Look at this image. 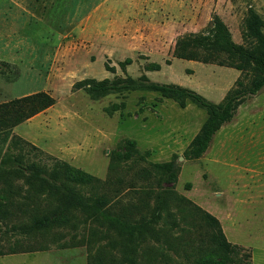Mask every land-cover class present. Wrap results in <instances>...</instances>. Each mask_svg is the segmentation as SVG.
<instances>
[{
	"label": "rangeland",
	"instance_id": "374dc122",
	"mask_svg": "<svg viewBox=\"0 0 264 264\" xmlns=\"http://www.w3.org/2000/svg\"><path fill=\"white\" fill-rule=\"evenodd\" d=\"M249 9L264 22V0H0V104L38 92L54 99L10 129L0 150L18 137L37 149L24 147L26 162L48 166L60 160L108 180L97 193L105 191L112 200L108 212L129 223L149 220L157 194L166 189L170 216L162 213L142 237L135 264H189L176 245L186 228L176 215L178 198L214 216L226 240L249 251L251 264H264V89L244 100L199 159L185 160L184 151L207 118L203 109L190 101L181 108L147 90L93 98L74 87L85 79L129 77L178 85L220 103L240 72L177 59L172 50L180 38L205 33L214 18L234 43L246 45ZM150 65L159 70H147ZM126 140L134 141L145 161L135 154L127 162L120 158ZM9 153L18 152L10 146ZM173 158L179 166L175 181L142 177L148 163ZM11 185L22 182L15 178ZM68 218L67 225L29 235L12 229L10 221L0 222L1 251L45 247L0 256V264H129L115 230L79 211Z\"/></svg>",
	"mask_w": 264,
	"mask_h": 264
},
{
	"label": "trees",
	"instance_id": "16d2710c",
	"mask_svg": "<svg viewBox=\"0 0 264 264\" xmlns=\"http://www.w3.org/2000/svg\"><path fill=\"white\" fill-rule=\"evenodd\" d=\"M244 21L246 45L234 43L226 26L218 18H214L205 33L190 34L180 38L172 50L173 57L177 59L230 67L240 72L235 86L220 103H212L178 85L135 81L129 77L114 81L85 79L77 82L74 87L83 89L93 98H100L113 92L147 90L178 102L181 108L185 107L186 101H190L203 109L207 118L184 151L183 158L199 159L206 152L214 134L221 126L232 120L244 100L264 89V22L252 9L247 11ZM129 64L130 61L125 60L120 64L121 69L124 70ZM1 66L7 65L1 63ZM147 70L158 71L159 66L150 65ZM142 80L145 78L142 77ZM53 104L54 99L44 92L1 103L0 139L5 140L10 129ZM10 146L16 148L18 152L16 155L9 153ZM24 147L37 151L33 145L18 137H12L4 153L0 150V184H2L0 222L4 224L10 221L11 228L24 235H29L30 232L42 233L54 225H67L70 220L68 216L79 211L86 218H92L101 226H105L106 230H115L123 238L120 240L122 241L120 247L121 251L126 253L125 262L135 264L139 243L143 241L142 237L153 228L151 227L153 224L162 219V213L170 216L166 205L169 194L164 189L155 198L153 213L149 220L139 223L124 221V218L108 212L107 206L112 201L110 196L105 191L97 193L98 189L105 190L108 180L100 181L60 160L52 159V163L48 166L26 162ZM122 147L124 152L119 156L124 162L130 161L134 154L139 160H146L145 156L136 150L134 141L126 140ZM148 167L143 169L142 177L153 174L165 183L175 181L179 172L175 158L161 163H148ZM15 178L22 182V186L11 185ZM15 198L19 199L14 200ZM42 201H46V206H42ZM178 203L180 205L176 207V215L186 228L183 227L184 229L181 230L183 236L177 239L176 245L185 262L251 264L249 251L229 243L219 221L214 216L183 198H178ZM191 228L193 230L190 234ZM42 250H45V247L36 248L32 245L23 249L11 247L7 251L0 250V256ZM127 253H129L128 257H126ZM145 253L148 260L149 252L145 251Z\"/></svg>",
	"mask_w": 264,
	"mask_h": 264
},
{
	"label": "water",
	"instance_id": "95a60500",
	"mask_svg": "<svg viewBox=\"0 0 264 264\" xmlns=\"http://www.w3.org/2000/svg\"><path fill=\"white\" fill-rule=\"evenodd\" d=\"M183 158L182 157H179V160H182Z\"/></svg>",
	"mask_w": 264,
	"mask_h": 264
}]
</instances>
